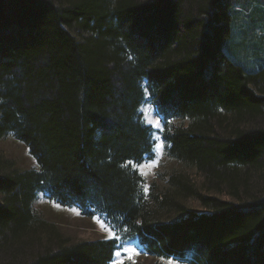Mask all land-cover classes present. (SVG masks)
<instances>
[{
	"label": "trees",
	"instance_id": "trees-1",
	"mask_svg": "<svg viewBox=\"0 0 264 264\" xmlns=\"http://www.w3.org/2000/svg\"><path fill=\"white\" fill-rule=\"evenodd\" d=\"M242 1L0 0V141L36 168L0 156V264L112 262L116 240L70 241L34 213L40 193L149 257L264 264V55L235 47ZM259 8L246 25L264 28ZM145 95L183 170L143 196L130 164L154 144Z\"/></svg>",
	"mask_w": 264,
	"mask_h": 264
},
{
	"label": "rangeland",
	"instance_id": "rangeland-1",
	"mask_svg": "<svg viewBox=\"0 0 264 264\" xmlns=\"http://www.w3.org/2000/svg\"><path fill=\"white\" fill-rule=\"evenodd\" d=\"M237 10V22L236 27L233 30V39L235 47L243 48L252 55H264V48L258 50L256 47H264V28L248 24L246 20L249 15L255 13L264 8V0H245L235 5ZM261 11V10H260ZM257 13V12H256ZM241 19H243L241 21ZM246 27H249L247 29ZM263 33V34H262ZM258 41V44L256 43ZM250 49V50H248ZM260 51V53H259ZM260 54V55H259ZM230 56V55H229ZM232 60L244 68L241 62ZM264 59V57H263ZM250 71V70H248ZM140 120L146 124L152 131L153 148L149 158H144L143 162L139 164H130L132 169H135L141 179L140 188L143 196L149 193V187L151 184L162 186L165 184L166 177L173 170H183L181 165L170 159L167 155L166 144L161 139V133H163L167 123H162L156 116L153 106L150 101V97L145 95L143 103L138 110ZM159 121V123H157ZM168 123L172 125H178V120H171ZM0 156L3 159L11 160L15 168L18 170L36 169L35 163L31 156L28 154V150L25 146L19 143L17 140L7 135L0 141ZM191 208L196 211H202L197 203L190 202ZM33 211L40 217L56 224L60 228L61 233L65 235L70 241H95L101 239H114L120 247H132L139 255L134 257L135 263L138 264H183L173 259H157L146 256L142 248L138 245L136 238L129 235L125 230L120 227H113L110 223H106L102 218V215L98 213H90L89 217L80 214L79 210L75 207H62L57 205L53 200L46 196L44 193L37 195L33 202ZM89 211V209L87 210ZM103 225V227L101 226ZM119 238V240L116 239ZM119 250V248H117ZM116 250V251H117ZM126 256L124 252H121V257ZM116 257L115 259H120ZM114 259V257H113ZM124 262H132V260L124 259ZM112 264V262L110 263Z\"/></svg>",
	"mask_w": 264,
	"mask_h": 264
},
{
	"label": "snow or ice",
	"instance_id": "snow-or-ice-1",
	"mask_svg": "<svg viewBox=\"0 0 264 264\" xmlns=\"http://www.w3.org/2000/svg\"><path fill=\"white\" fill-rule=\"evenodd\" d=\"M129 59L131 60L132 57L129 56ZM158 112V110H157ZM157 123H159V121H157ZM148 158L150 159V155L148 156ZM135 163V161L133 162ZM103 227V225H101ZM117 240H119L118 237H116ZM117 248H119V250L113 252V257L114 259L112 260V264H124V259H129L133 261V264H135V260L134 257L136 255H139V252H137L134 248L132 247H120L119 244L116 245ZM121 252H124L126 254V256L121 257ZM116 257H121L120 259H115Z\"/></svg>",
	"mask_w": 264,
	"mask_h": 264
}]
</instances>
